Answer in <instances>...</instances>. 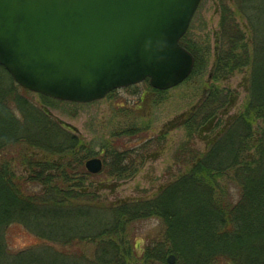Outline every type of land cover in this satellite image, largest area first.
I'll list each match as a JSON object with an SVG mask.
<instances>
[{
    "label": "trees",
    "instance_id": "obj_1",
    "mask_svg": "<svg viewBox=\"0 0 264 264\" xmlns=\"http://www.w3.org/2000/svg\"><path fill=\"white\" fill-rule=\"evenodd\" d=\"M233 1L236 10L220 0L209 80L247 73L243 111L217 130L236 97L209 87L172 128L185 133L174 155L182 169L148 198L109 203L99 192L132 176L155 136L142 140L139 154L128 138L146 132L130 127L112 134L109 158L96 154L43 106L56 101L24 90L0 66V264H168L169 256L174 264H264V18L258 0ZM236 17L245 18V30ZM187 39L180 45L195 59L193 76L202 66ZM197 140H206L204 152ZM94 158L103 162L98 175L85 168ZM149 221L159 232L140 248L137 237ZM12 226L37 244L13 253L6 242Z\"/></svg>",
    "mask_w": 264,
    "mask_h": 264
},
{
    "label": "water",
    "instance_id": "obj_2",
    "mask_svg": "<svg viewBox=\"0 0 264 264\" xmlns=\"http://www.w3.org/2000/svg\"><path fill=\"white\" fill-rule=\"evenodd\" d=\"M200 2L0 0V66L28 92L77 104L147 79L170 90L192 73L194 58L179 42ZM102 167L85 164L93 175Z\"/></svg>",
    "mask_w": 264,
    "mask_h": 264
},
{
    "label": "rangeland",
    "instance_id": "obj_3",
    "mask_svg": "<svg viewBox=\"0 0 264 264\" xmlns=\"http://www.w3.org/2000/svg\"><path fill=\"white\" fill-rule=\"evenodd\" d=\"M256 3L259 5V11L263 12L264 18V0H258ZM224 4L233 10L237 9L233 0H224ZM220 13V0L201 1L186 34L188 35L187 43L198 53L202 68L174 89L156 94L146 90L143 84H139L116 90L111 97L108 95L103 100L82 105L62 101L43 105L44 103L42 104L38 97H33L34 101L46 107L55 119L70 126L85 143L91 146L94 153L106 155L107 158L114 151L110 144L112 134L128 130L130 127L146 132V135L142 133V136L146 138L140 136V139L133 141L128 138L129 147L139 154L142 140H146L150 135H152L151 138L155 136L150 141L152 147L148 148L147 153L140 155L141 159L135 165V173L130 177L112 181L106 189L99 192L109 203L148 198L179 174L182 167L175 163L174 155L184 141L185 133L182 128L176 130L172 128L178 124L177 120L180 116L186 114L201 98H204L209 87L213 86L218 91H225L236 97L231 109L219 117L217 130L229 119L242 113L248 96L244 81L248 74H235L221 81L210 82L209 80L219 33ZM236 20L240 28L245 30L247 25L245 18L236 17ZM254 127L257 131L261 128V124L258 122ZM164 132L167 133L165 138L158 142L156 137ZM211 137L212 135H203L200 138L209 140ZM206 140H197L196 147L200 152L205 151ZM17 174L25 173L19 169ZM102 180L106 178L99 179V181ZM96 181L98 180L95 179L92 183L95 184ZM7 231L6 242L13 253L38 242L19 226H12ZM158 232L157 221L144 223L137 237V242L141 244L140 248L144 247L142 244L147 242L148 236H155Z\"/></svg>",
    "mask_w": 264,
    "mask_h": 264
}]
</instances>
